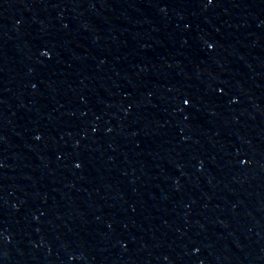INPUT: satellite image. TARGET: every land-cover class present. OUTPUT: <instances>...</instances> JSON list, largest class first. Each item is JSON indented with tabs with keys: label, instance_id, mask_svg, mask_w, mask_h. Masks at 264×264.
Instances as JSON below:
<instances>
[{
	"label": "water",
	"instance_id": "1",
	"mask_svg": "<svg viewBox=\"0 0 264 264\" xmlns=\"http://www.w3.org/2000/svg\"><path fill=\"white\" fill-rule=\"evenodd\" d=\"M0 264H264V0H0Z\"/></svg>",
	"mask_w": 264,
	"mask_h": 264
}]
</instances>
